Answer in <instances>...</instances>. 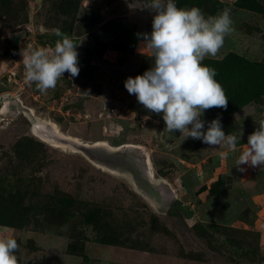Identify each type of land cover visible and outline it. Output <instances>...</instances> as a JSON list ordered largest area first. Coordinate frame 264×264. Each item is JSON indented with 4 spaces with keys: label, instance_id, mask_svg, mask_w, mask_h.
Segmentation results:
<instances>
[{
    "label": "rangeland",
    "instance_id": "374dc122",
    "mask_svg": "<svg viewBox=\"0 0 264 264\" xmlns=\"http://www.w3.org/2000/svg\"><path fill=\"white\" fill-rule=\"evenodd\" d=\"M130 1L0 0V93L138 144L174 201L156 210L4 101L0 264H264V0Z\"/></svg>",
    "mask_w": 264,
    "mask_h": 264
},
{
    "label": "water",
    "instance_id": "95a60500",
    "mask_svg": "<svg viewBox=\"0 0 264 264\" xmlns=\"http://www.w3.org/2000/svg\"><path fill=\"white\" fill-rule=\"evenodd\" d=\"M135 0H131L129 7ZM22 32H14L9 39L18 43ZM9 102L7 108L21 111L30 124L32 133L43 141L80 152L92 164L111 173L124 176L133 189L145 197L156 210L166 211L173 203L175 193L171 186L163 179L155 178L150 169L146 152L138 144L123 143L110 145L106 141H82L56 129L53 122L37 117L29 106L24 105L11 92L0 93V103Z\"/></svg>",
    "mask_w": 264,
    "mask_h": 264
},
{
    "label": "built area",
    "instance_id": "2783aa9c",
    "mask_svg": "<svg viewBox=\"0 0 264 264\" xmlns=\"http://www.w3.org/2000/svg\"><path fill=\"white\" fill-rule=\"evenodd\" d=\"M20 57H21V59L23 60V61H28V59H29V54H28V52L27 51H25V50H20Z\"/></svg>",
    "mask_w": 264,
    "mask_h": 264
},
{
    "label": "bare ground",
    "instance_id": "6f19581e",
    "mask_svg": "<svg viewBox=\"0 0 264 264\" xmlns=\"http://www.w3.org/2000/svg\"><path fill=\"white\" fill-rule=\"evenodd\" d=\"M139 0H135L134 3H132V5H139Z\"/></svg>",
    "mask_w": 264,
    "mask_h": 264
},
{
    "label": "trees",
    "instance_id": "16d2710c",
    "mask_svg": "<svg viewBox=\"0 0 264 264\" xmlns=\"http://www.w3.org/2000/svg\"><path fill=\"white\" fill-rule=\"evenodd\" d=\"M10 43H12L10 40H8Z\"/></svg>",
    "mask_w": 264,
    "mask_h": 264
}]
</instances>
